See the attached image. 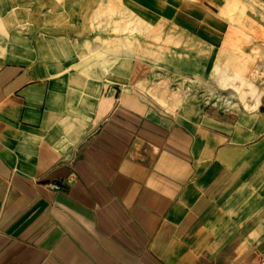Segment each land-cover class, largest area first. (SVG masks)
I'll list each match as a JSON object with an SVG mask.
<instances>
[{
  "label": "crops",
  "instance_id": "obj_1",
  "mask_svg": "<svg viewBox=\"0 0 264 264\" xmlns=\"http://www.w3.org/2000/svg\"><path fill=\"white\" fill-rule=\"evenodd\" d=\"M236 1L0 0V264H264V12Z\"/></svg>",
  "mask_w": 264,
  "mask_h": 264
},
{
  "label": "rangeland",
  "instance_id": "obj_2",
  "mask_svg": "<svg viewBox=\"0 0 264 264\" xmlns=\"http://www.w3.org/2000/svg\"><path fill=\"white\" fill-rule=\"evenodd\" d=\"M249 4L236 3L232 5V14L234 16H240V14L248 13L249 10L259 8L264 12V0H249ZM242 26V25H241ZM252 33H256L260 41L264 44V27L261 26L259 30H251ZM248 36L242 35L239 39L240 42L248 46ZM243 52L241 49H239ZM253 57L245 60L242 65L249 74V78L245 80V83H254L255 80L264 78V70L259 73V62H264V56L259 54V50L254 47L251 49ZM154 80L160 82V86L165 87L175 97L180 98L182 103L186 106L190 103H195L197 107L203 106L207 102H216L223 107L232 106V101L244 100L245 91L243 89L232 86V89L219 90L216 89L206 79L200 77L189 78L182 74L171 75L162 74L159 70L155 72ZM244 84V83H243Z\"/></svg>",
  "mask_w": 264,
  "mask_h": 264
},
{
  "label": "built area",
  "instance_id": "obj_3",
  "mask_svg": "<svg viewBox=\"0 0 264 264\" xmlns=\"http://www.w3.org/2000/svg\"><path fill=\"white\" fill-rule=\"evenodd\" d=\"M48 187L51 190H60L62 186L60 184H48Z\"/></svg>",
  "mask_w": 264,
  "mask_h": 264
}]
</instances>
